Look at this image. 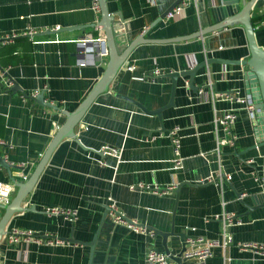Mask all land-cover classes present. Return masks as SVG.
Returning a JSON list of instances; mask_svg holds the SVG:
<instances>
[{
	"label": "crops",
	"instance_id": "1",
	"mask_svg": "<svg viewBox=\"0 0 264 264\" xmlns=\"http://www.w3.org/2000/svg\"><path fill=\"white\" fill-rule=\"evenodd\" d=\"M96 1L0 0V139L5 142L0 146V182L14 185L11 201L17 184L33 175L65 126V113L77 111L106 70L109 57L96 66L77 64V42L86 35H105L98 27L102 13L100 3L99 10L94 9ZM176 1L153 5L148 0H107L121 48L142 35L148 41L180 39L217 23L214 9L222 0H188L171 21L157 23ZM252 22L258 45L264 48V0L254 6ZM31 30L37 34L30 36ZM12 34L17 35L12 42H2ZM249 57L240 27L136 47L109 91L98 96L74 127L75 137L53 150L22 203L29 211L15 214L8 223L6 233L13 228L31 230L44 243L11 245L4 236L0 264H146L150 250L164 252L159 235L151 238L114 225L108 213L111 200L129 220L157 233H174L169 239L174 253L181 249L179 235L201 238L195 249L222 240L223 222L214 217L233 214L241 225L228 228L232 242L214 248L207 264H264V255L240 248L246 243L264 245V110L257 109L255 118L246 110L237 111L235 141L222 145L219 157L218 139L226 135L215 131L213 105H195L190 99L195 92L184 88L185 81L190 82L186 73L207 60ZM156 69L163 74L153 82ZM246 71L214 62L198 71L194 85L204 87L209 72L215 94L234 89L247 94ZM174 73L180 76L170 107ZM36 92L50 105L36 102ZM138 105L150 112L160 110L162 120ZM216 107L224 111L233 106L218 101ZM177 127L182 138L180 168L173 166L169 137ZM106 147L117 155L104 153ZM219 175H230L231 180H218ZM209 177L215 181L202 183ZM139 184L176 188L158 196L131 189ZM49 207L77 210L78 218L70 223L48 215L44 209ZM4 213L0 208V221ZM54 239L66 244L46 243ZM93 241L94 249L89 246Z\"/></svg>",
	"mask_w": 264,
	"mask_h": 264
},
{
	"label": "water",
	"instance_id": "2",
	"mask_svg": "<svg viewBox=\"0 0 264 264\" xmlns=\"http://www.w3.org/2000/svg\"><path fill=\"white\" fill-rule=\"evenodd\" d=\"M184 0H177L158 20L159 23L161 20L165 19L168 13L172 12L178 5H180ZM258 0H222L221 7L215 8V17L217 23L208 27L207 29H203L198 31L195 34L180 38V39H172V40H161V41H148L144 37L145 35L139 36L133 40H128L127 45L121 48V43L119 39L120 31L116 29V22L114 15H111L107 8V0H99L100 9L102 13V20L99 23L98 27L103 29L105 32V37L107 40V46L110 52L109 61L106 67L105 72L99 79V81L95 84L89 95L86 99L82 102L75 113L69 114L65 113L67 117V122L65 126L59 130L49 147L48 151L44 155L43 159L41 160L40 164L38 165L37 169L33 173V175L28 179V181L24 183H18V191L15 198L8 204V205H0L5 213L3 218L0 221V242L2 241L3 237L6 235V228L8 226L9 221L11 218L18 213H22L24 211H29L28 208L22 207V203L24 202L25 198L32 192L39 176L41 175L47 161L49 160L53 150L55 147L67 138H74V127L79 124L82 116L86 112V110L95 102L98 96L105 94L109 91L110 86L121 70L123 65L125 64L126 60L128 59L129 55L132 51L141 44L144 43H177L183 41H189L193 39L201 38L207 34L217 33L222 30H226L233 27H240L244 29L246 34V39L248 42V48L250 52V57L245 59L244 61H228V60H217V59H210L207 62L196 66L192 70L188 71L186 74L190 77V89L194 92H197L199 87L194 85V79L198 73V71L205 67L207 64H211L214 62H219L222 65H236L246 68L247 71L244 73V80L247 87V94L251 95L254 99V103L256 109H263L264 110V48L258 45L256 32L252 22V11L254 6L256 5ZM53 31H49L52 33ZM3 71L0 67V79L2 78L1 75ZM182 75V74H181ZM174 80L173 91L171 96V101L169 106L174 105L175 93L177 90V78L180 76L179 73H174L171 75ZM215 87V86H214ZM14 89L17 90L16 85ZM36 102L41 105H50L45 103L44 94H39L36 97H33ZM142 110L146 113H154L159 116L162 120V113L160 110L150 112L146 110L141 105H138ZM262 131V130H261ZM2 166L7 167V164L2 163ZM240 198V197H239ZM259 199V198H258ZM257 208V207H256ZM110 217V216H109ZM111 219V218H110ZM112 221V220H111ZM156 235H159L163 239V249L164 254L169 257V259L174 264H184L189 259L184 258V254L188 250L187 247V236L186 235H179L180 236V243L181 249L179 252L174 253V251L169 246V239L174 237V233H161L156 232ZM89 246L94 249L95 248V241L89 244Z\"/></svg>",
	"mask_w": 264,
	"mask_h": 264
},
{
	"label": "built area",
	"instance_id": "3",
	"mask_svg": "<svg viewBox=\"0 0 264 264\" xmlns=\"http://www.w3.org/2000/svg\"><path fill=\"white\" fill-rule=\"evenodd\" d=\"M151 4L156 5L159 0H148ZM188 0H184L180 5H178L172 12L168 13L165 19L163 21L169 22L174 17H176L177 13L181 11V9L187 4ZM94 9L99 10V3L96 1L94 3ZM30 36H34L37 34L36 31H29ZM17 35H6L2 42L4 43H10L12 42ZM110 55L108 46H107V40L105 35H99L97 38H94L93 36L86 35L84 38L79 40L77 42V64L79 67H88V66H96L98 62L102 61L105 58H108ZM195 64L191 65V68ZM226 71H223V74H225ZM163 74V71L160 69H156L153 73L152 81L154 82L155 79L158 76H161ZM209 81L204 86L198 89L197 92H195V95L193 97H190L192 102L197 104H211L214 107V126L215 131L218 133L220 130L223 131L226 135L225 139H218V147H217V154L219 157H221V151L220 147L222 145H229L232 144L235 141V137L233 134L234 127L236 125V122L238 120V114L237 111L239 109L246 110L250 113V115L255 118V112L258 111L255 107L254 99L249 94H244L240 89H234L230 92L223 93L220 95L215 94L214 91V84L210 79V74L208 72L207 74ZM184 88L187 91H190V84L189 81L186 80L184 84ZM39 92H36L33 97H36L39 95ZM218 101L222 102H228L233 107L220 111L216 107V103ZM180 128L177 127L171 133L169 134V137L171 139L172 147H173V153L174 158L172 160L173 166H176L178 168L182 167L183 159L181 158V146H182V138L179 136ZM229 137V139L227 138ZM5 142L0 139V146L4 145ZM103 152L109 155H117L115 150H111L109 148L103 149ZM205 156L204 154L202 155ZM223 178H226L227 180H231L230 175H225V177L219 175L218 180H223ZM207 182H214V177H209L207 180L203 181L202 183ZM14 185L2 183L0 182V205H8L11 201L12 193H13V187ZM175 186H167L166 188H162L158 185H144L139 184L136 186H132V190H141V191H147L150 193H153L158 196H166L171 194L175 190ZM246 195L240 196V200H242ZM44 212L48 215H55L63 217L65 220L69 221L70 223H74L78 218V211L77 210H65L57 207H49L44 209ZM108 213L109 216L116 226H122L126 229L141 234L144 236H149L151 238H154L156 236L155 231L140 225L137 221L129 220L118 208V205L115 201H110L108 205ZM215 220H222L223 222V232H222V240H211L203 244L202 247H199L198 249H195V246L202 242L203 240L201 238L196 237H190L186 241L188 250L184 254V258L189 259L194 262V264H207V260L210 259L213 256V249L216 247H226L229 243L232 242V237L228 233V228L231 226L241 225L240 221L236 220L235 215L233 214H223V215H217L214 217ZM7 239L8 243L11 245H20V244H27L31 242H36L41 244L42 237L37 236V234L34 231L31 230H20L17 228H13L10 231H8L4 237ZM44 243V242H43ZM50 245H65L66 242L62 241L60 239H54L49 240L46 242ZM241 250L243 251H254L260 255H264V245H258V244H241L240 245ZM171 260L168 256H166L163 252L157 251V250H150L147 253L146 256V264H171Z\"/></svg>",
	"mask_w": 264,
	"mask_h": 264
}]
</instances>
